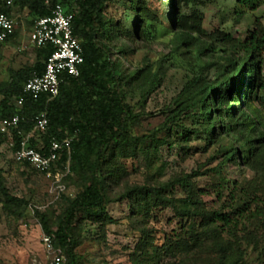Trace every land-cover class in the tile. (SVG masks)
Here are the masks:
<instances>
[{"label":"trees","instance_id":"trees-1","mask_svg":"<svg viewBox=\"0 0 264 264\" xmlns=\"http://www.w3.org/2000/svg\"><path fill=\"white\" fill-rule=\"evenodd\" d=\"M8 1L0 0V13L20 16L30 27L61 5L66 13H73V36L83 50L79 75L63 76L55 98L32 99L23 92L29 79L43 75L55 50L50 44L34 48L31 64L9 67L0 83V121L15 115L22 118L21 135L13 130L0 134V146L12 142L16 150L21 138L30 134L28 146L46 155L53 141L71 140L70 154H61L56 166L63 169L69 163L64 184L74 186L76 194L33 211L42 233L61 251L63 264H82L76 250L83 243L85 226L98 230L96 242L106 241L105 228L118 223L108 206L121 201L126 202L127 219L138 235L131 264H249L247 248L256 255L254 264H264V96L260 95L264 26L260 21L255 20L244 38L234 39L225 31L205 32L198 0H170L171 13L162 18L149 10L146 0H12L10 5ZM116 1L133 15V32L105 15L107 6ZM262 5L264 0H236L234 14L240 20L245 11L254 12ZM184 8H190L189 14ZM157 27L171 36L165 45L168 53L156 63L146 58L140 67L127 68L123 61L135 51L130 42L142 40ZM16 36L14 32L8 40ZM173 68L183 70L184 80L159 112L163 122L135 135L144 114L136 113L130 101L138 98L137 105L146 103ZM20 97L24 103L18 108L15 101ZM43 112L48 127L39 132L33 128ZM194 140L204 143L203 152L217 147V166L175 175L167 182L153 181L154 173L142 184L126 183L125 163L144 161L143 168L149 171L160 150L188 153ZM231 166L252 172L253 178L243 183L227 180L212 192L196 186L197 178ZM163 170L159 166L158 175ZM209 195H214L217 208L206 206L204 198ZM0 204L3 213L18 222L24 221L30 206L8 190L1 169ZM163 210H170L178 222L156 245L147 225Z\"/></svg>","mask_w":264,"mask_h":264},{"label":"rangeland","instance_id":"rangeland-1","mask_svg":"<svg viewBox=\"0 0 264 264\" xmlns=\"http://www.w3.org/2000/svg\"><path fill=\"white\" fill-rule=\"evenodd\" d=\"M197 2V8L203 14V29L207 34L219 30L229 33L234 39L244 38L248 30L252 31L255 20H259L264 26V5L254 12L245 11V14L239 20L234 14L236 0H198ZM169 3L170 0H146L149 10L161 18L170 15ZM119 4L121 3L117 1L110 3L105 10V15L133 32L134 17ZM183 10L187 14L190 12V8H184ZM127 17L130 18L127 19ZM169 22V19H166L165 26H168ZM30 29L31 27L28 26L24 18L20 17L17 20L16 33L18 37L1 53L0 83L6 79V70L10 66L17 67L20 64L30 63L34 60V48L28 46ZM145 35L142 40L130 42V46L135 50L134 54L125 57L123 61L124 65L130 70L140 67L146 58L150 62L156 63L168 53L165 50V45L171 38L170 35H164L163 30L158 27L147 31ZM182 71L177 68L170 69L166 73L161 87L141 106L137 105L138 98L130 101L135 106L134 111L136 113L144 114L140 119L139 127L133 130L135 135L148 133V131L157 128L163 122L164 118L159 112L181 89L184 80ZM260 95L264 96V92ZM189 148L188 153H176L175 148L160 150L159 154L153 157L155 162L149 171L143 168L146 164L144 161L125 163L128 173L126 183L129 186L142 184L149 180V175L152 176L154 173L156 175L152 177L153 181L167 182L175 175L190 173L198 169L201 172L211 170L220 162V158L216 154L217 147H212L203 152L204 143L194 140L190 143ZM159 166H164V170L158 175L157 168ZM0 169L3 171L8 190L13 195L25 198L30 202L22 222L6 216L0 204V264H48L40 241L42 230L34 218L33 211L35 208L50 206V200L47 196L49 182L44 177L33 174L24 165L17 164L11 158L7 143L2 144L0 147ZM252 178V172L231 166L226 168L225 171L211 172L206 176L197 178L195 184L200 189L212 192L214 188L225 184L227 180H236L243 183L244 181H250ZM150 181L152 180L150 179ZM122 188L123 185L119 187L118 191L120 192ZM68 194L69 197L76 194L74 186H68ZM204 201L209 208L219 206L214 199V195L205 197ZM62 208V205L58 206L57 210L60 212ZM107 211L118 223L105 228L106 241L103 243L95 241L94 238L98 234L95 227L85 226L84 231L81 232L83 243L76 250L77 254L83 258L82 264H131L129 256L138 235L132 231L134 227L127 219L129 210L126 202L111 203ZM172 216L170 210H163L155 213V219L149 221L147 227L152 231L156 245H161L164 234H168L170 230L177 227L178 220H173ZM255 257L256 255L251 249L247 248V262L254 264Z\"/></svg>","mask_w":264,"mask_h":264},{"label":"built area","instance_id":"built-area-1","mask_svg":"<svg viewBox=\"0 0 264 264\" xmlns=\"http://www.w3.org/2000/svg\"><path fill=\"white\" fill-rule=\"evenodd\" d=\"M12 0L7 2L11 4ZM48 5L49 2L46 1ZM20 17L10 18L4 13H0V46L5 43L16 32L17 20ZM73 13H66L65 9L56 4L48 17L39 18L34 21L28 36V46L31 48H41L47 44L52 45L55 50L48 58L45 71L42 76H34L29 79L23 92L32 99L40 96L55 98L59 93V87L63 76L77 77L79 67L83 63V50L80 42L73 36L72 30ZM24 103L23 97L15 101L18 108ZM22 118L19 115L5 118L0 121V134L5 135L10 130L18 132ZM48 127L46 113H41L35 120L34 130L44 132ZM30 134L22 137L18 148L12 150L13 143L7 142L11 158L19 164H27L33 170L42 173L49 182L47 196L49 204L57 202L63 195L69 196L68 187L64 184L65 178L69 174V163L63 169H58L56 163L61 154H70V139L60 142L53 141L46 155L41 154L28 146ZM41 209V208H35ZM43 245L48 264H63L64 257L59 249L54 248L52 238L41 233L40 238Z\"/></svg>","mask_w":264,"mask_h":264},{"label":"crops","instance_id":"crops-1","mask_svg":"<svg viewBox=\"0 0 264 264\" xmlns=\"http://www.w3.org/2000/svg\"><path fill=\"white\" fill-rule=\"evenodd\" d=\"M17 34V33H16ZM18 36H16L17 38ZM16 38L12 39V40H8L6 41L5 43H3L1 46H0V59H2V51L6 48H8L13 42H15ZM33 62V61H32ZM32 62L28 63V64H31ZM11 67V66H10ZM7 71V70H6ZM1 147V146H0Z\"/></svg>","mask_w":264,"mask_h":264}]
</instances>
